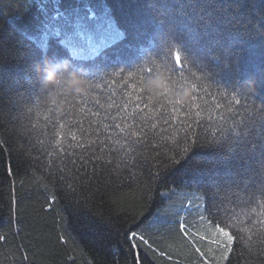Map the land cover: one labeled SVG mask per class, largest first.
<instances>
[{"label":"trees","instance_id":"trees-1","mask_svg":"<svg viewBox=\"0 0 264 264\" xmlns=\"http://www.w3.org/2000/svg\"><path fill=\"white\" fill-rule=\"evenodd\" d=\"M85 14L126 33L119 59L72 58L63 33ZM208 20L238 35L230 54L209 43ZM170 43L187 69L168 56ZM42 59L66 60L92 81L62 115L38 91L31 69ZM156 65L197 85L189 101L141 92L125 108L130 86ZM240 74L256 90L236 104ZM261 77L264 0H0V264H264ZM186 137L196 146L172 164ZM217 224L234 237L230 251L214 242Z\"/></svg>","mask_w":264,"mask_h":264},{"label":"snow or ice","instance_id":"snow-or-ice-1","mask_svg":"<svg viewBox=\"0 0 264 264\" xmlns=\"http://www.w3.org/2000/svg\"><path fill=\"white\" fill-rule=\"evenodd\" d=\"M213 21L208 20L206 21V27L212 29L208 35L210 36L209 43L212 46H215L219 48L223 53L230 54L231 48L233 47V44L235 42H239L238 35H233L231 33H217L214 26ZM51 35L55 37H61L62 32L59 28L53 29L50 33ZM49 33L45 34V40L47 39V36ZM64 39L61 40V43L65 44L66 47H68L72 53V58L77 61H89L92 62L95 59L106 56L109 52L115 56L117 59H119L122 55L121 51V44L127 39L126 33L124 31H121L119 27L114 25L108 16H99L96 14L88 15L85 14V16L77 22L75 25H73V30L71 32H65L63 33ZM43 47V45H41ZM168 56L175 57L176 65H179L183 69L188 68V58L185 56L182 60V47L181 45L177 43H170L167 48ZM214 60L217 62V67L220 68L222 72H229L231 71V65L228 62V60L225 58L223 61V67H220L221 64V57L215 56ZM160 66H155V71L159 70ZM89 72L91 73L92 67L90 66L88 68ZM141 71H147L152 72L153 69H142ZM192 75L195 77L196 74L192 73ZM241 75L237 76V84L235 86V90L232 93V99L235 101L236 104H240L239 97L246 96L242 95L239 91L238 85L241 80ZM135 73H129L130 78H135ZM145 76H140L138 84H132L131 92L128 93V101L125 103V108L128 107V104L135 102H142L141 98L137 93L144 92L143 88L141 87L143 80ZM196 79H200V77H196ZM257 86L264 90V77H261V79L257 82ZM197 87L196 84H192V88L195 89ZM193 104L192 107H198L195 104L196 97H192ZM150 101V100H149ZM99 103V102H98ZM175 104L180 105V103L177 101ZM113 105L109 104L108 107H112ZM145 107H149V105H145ZM217 108L221 107V105L217 104ZM232 108L228 107L227 111L232 112ZM165 111H167L165 109ZM173 111H178V109L173 108ZM195 115L199 117L201 113L199 111L195 112ZM131 116V113H128V117ZM127 118V117H126ZM165 122H168L167 120ZM153 127L156 125L153 124ZM190 128L191 126L188 125ZM132 125H124V127L121 128V131H124L125 129H131ZM138 133L135 131H131L128 133L129 136L137 135ZM75 135H73V139H75ZM172 139H175V137H172ZM191 140V142H186L183 146H179L178 148V155L179 159H177L175 156L171 157L172 164H179L181 160L184 159L188 155L189 152L192 151V149L196 146V141L194 139H191V137H186V141ZM201 219H204V217H201ZM262 226H264V221L260 222ZM184 225H181V229H183ZM242 231H249V229H241ZM214 235L218 236L220 240L214 241L219 242L224 246L223 242H226V246L228 247V250H231V245L233 243L234 237L228 230H226V227H222L219 224H217L213 230ZM137 232H131L130 239H135L137 237ZM140 239L147 243L146 240H144L143 236L140 237ZM251 239V237H249Z\"/></svg>","mask_w":264,"mask_h":264},{"label":"clouds","instance_id":"clouds-1","mask_svg":"<svg viewBox=\"0 0 264 264\" xmlns=\"http://www.w3.org/2000/svg\"><path fill=\"white\" fill-rule=\"evenodd\" d=\"M31 71L35 75L38 91L49 104V111L57 115H62L77 97L86 96L93 87L88 76L73 69L66 60L55 62L42 59L33 65ZM141 87L152 102L178 101L185 104L192 94L190 83L171 79L169 71L162 68L146 76ZM238 88L242 95H247L256 90V84L252 79L242 80Z\"/></svg>","mask_w":264,"mask_h":264},{"label":"rangeland","instance_id":"rangeland-1","mask_svg":"<svg viewBox=\"0 0 264 264\" xmlns=\"http://www.w3.org/2000/svg\"><path fill=\"white\" fill-rule=\"evenodd\" d=\"M46 33H47V32H44V38H43V39H45V34H46ZM49 35H50V34H49ZM49 35H48V36H49ZM46 41H47V40H45L44 43H46ZM69 51H70V49H69ZM70 52H71V51H70Z\"/></svg>","mask_w":264,"mask_h":264}]
</instances>
